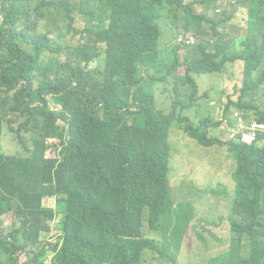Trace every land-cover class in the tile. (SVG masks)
Wrapping results in <instances>:
<instances>
[{
	"label": "clouds",
	"instance_id": "obj_1",
	"mask_svg": "<svg viewBox=\"0 0 264 264\" xmlns=\"http://www.w3.org/2000/svg\"><path fill=\"white\" fill-rule=\"evenodd\" d=\"M238 1L141 0L135 4L160 6L155 13L159 16L160 29L157 59L142 68L148 71L145 77L138 76L139 81H148L142 87L148 86L149 97L146 103L137 102L136 106L145 108L147 122L156 124L167 141V150L151 154L139 151L134 157L130 148L126 157L132 161L142 157L168 170L166 212L153 226L145 220L137 237L142 245L141 264H234L235 260L240 263L243 256L250 254L264 258V198L255 218L238 212L239 205L247 203L237 197L238 167L231 150L232 145L264 148V121L261 120L264 118V66L248 58L247 43L235 46L228 57L215 56L206 45L207 35L213 36L215 29L207 20L198 19L206 17L220 22L224 14H236L238 10L241 14L237 16L247 14L246 7L237 9ZM57 6V0H0V54L24 35L26 25L21 14L39 18L55 11ZM179 27L186 32H179ZM46 30L42 28V32ZM202 44L211 55L203 59L201 66L211 69L220 64L221 68L197 74L199 90L194 95L186 90L182 75L188 53ZM175 64L179 65L178 69L171 73ZM237 64L243 66L240 77L236 75ZM2 81L14 87L12 93L22 88L18 81L23 80L17 75ZM119 81L127 91H133L129 82L123 78ZM256 84L259 85L256 96L243 102L244 91L252 90ZM9 98L0 96V264H59V257H63L65 264H124L121 244L100 237L118 222L116 208L124 202L110 198V187L114 178L118 180L125 170L112 179L100 160L102 154L116 152L125 141L112 137L104 140L92 132L72 139L68 130L64 142L49 136L40 147L37 145L32 157L25 145L30 133L25 132L21 121L12 117L9 121L3 119L4 110L15 104ZM187 144L197 149L224 146L233 160V165L228 166L233 196L227 203V237L206 228L193 229L190 225L191 218L202 210V201L209 193L217 192L212 188V179L177 191L176 183L186 170ZM35 165L47 172L31 179L32 188L40 192L39 202L19 211L2 208L5 189L19 182L27 184L28 180L21 175ZM177 192L199 196L196 199L199 206L183 201L175 203L173 197H181ZM22 222L34 227L21 231ZM241 226L246 229L241 231ZM214 246L219 255L211 254Z\"/></svg>",
	"mask_w": 264,
	"mask_h": 264
},
{
	"label": "trees",
	"instance_id": "obj_2",
	"mask_svg": "<svg viewBox=\"0 0 264 264\" xmlns=\"http://www.w3.org/2000/svg\"><path fill=\"white\" fill-rule=\"evenodd\" d=\"M140 1L57 0L56 10L39 18L21 14L26 25L24 35L0 54V96L15 102L4 110L3 119L21 121L25 132L30 133L25 145L32 157L37 145L40 147L49 136L64 142L68 130L72 139L92 132L104 140L112 137L125 141L116 152L102 154L100 160L112 179L125 170L110 187V198L124 202L116 208L118 222L100 237L121 244L124 264L142 263V245L137 237L144 221L153 226L167 206V168L150 164L142 157L134 161L126 157L130 148L134 157L139 151L151 154L167 150V141L156 124L147 122L145 108L136 106L137 102L148 101L149 88L142 87L148 81H139L138 76L145 77L148 71L142 68L156 62L160 35L159 16L155 14L160 6L135 5ZM238 2L237 9L246 7L247 14L237 16L241 10L224 14L220 22L198 18L207 20L215 29L213 36L207 35L206 45L215 56L228 57L235 46L247 43L248 58L264 66V0ZM42 28L47 30L42 32ZM207 47L200 45L185 59L182 80L194 95L199 90L195 76L221 68L220 64L211 69L201 66L203 59L211 55ZM178 66L175 64L170 72H176ZM11 75L23 80L18 81L22 88L16 93H12L14 87L8 81H2ZM120 78L129 82L133 91H127ZM258 86L246 89L242 101L254 98ZM231 150L238 167L237 197L247 203L239 205L238 212L255 218L264 198V148L232 145ZM46 174L37 165L23 173L21 178L28 183L19 182L5 189L1 207L19 211L36 205L40 192L32 188L31 179ZM32 227L22 222L20 230ZM245 229L240 227L241 231ZM58 262L65 264L63 257ZM234 264H264V258L250 254Z\"/></svg>",
	"mask_w": 264,
	"mask_h": 264
},
{
	"label": "rangeland",
	"instance_id": "obj_3",
	"mask_svg": "<svg viewBox=\"0 0 264 264\" xmlns=\"http://www.w3.org/2000/svg\"><path fill=\"white\" fill-rule=\"evenodd\" d=\"M179 32H186L183 27H179ZM243 66L236 65V75H242ZM215 81H221L216 79ZM220 136L219 133H217ZM186 170L182 173V177L177 181V191L191 189L195 183H206L212 179V188L217 193H209L202 201V210L197 212L192 218L190 225L193 229L202 230L203 228L210 229L220 237H227L228 223L227 203L233 196V188L231 185V170L228 166L233 165V160L230 157L228 150L221 145L209 149H197L190 144L186 146L185 154ZM221 183V185H219ZM223 191L221 194L220 192ZM180 196H174L173 200L176 203L183 201L190 202L195 206L196 199L199 197L190 193V196H184L188 192H177ZM201 209V208H200ZM197 208V210H200ZM196 210V211H197ZM215 223V224H213ZM171 227L172 225L169 224ZM216 242H214V245ZM213 256L219 255L215 246L211 251ZM194 264V263H193Z\"/></svg>",
	"mask_w": 264,
	"mask_h": 264
}]
</instances>
